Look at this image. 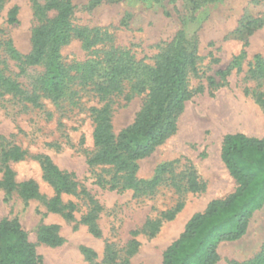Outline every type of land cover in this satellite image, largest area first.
Returning a JSON list of instances; mask_svg holds the SVG:
<instances>
[{
    "label": "rangeland",
    "instance_id": "obj_1",
    "mask_svg": "<svg viewBox=\"0 0 264 264\" xmlns=\"http://www.w3.org/2000/svg\"><path fill=\"white\" fill-rule=\"evenodd\" d=\"M74 0L72 23L78 28L100 30L109 39L90 50L82 41L73 39L61 49V60L74 75L77 63L100 60L111 48L130 52L142 65L154 67L180 32L197 42V73L188 77L192 96L178 118L177 131L148 157L138 161V178L150 179L157 166L175 162L174 173H167L165 182L155 193L134 197L133 191L110 190L100 186L98 176L109 178L110 167L90 168L87 154L95 150L92 108L102 106L92 85L83 84L79 77L69 80L67 94L59 101L41 95V106L23 100L0 85V156L4 149L19 146L28 155L20 161L8 162L16 184L33 180L39 185V195L26 200L19 188L7 194L1 185L4 171L0 170V220L18 218L41 256L40 264H90L85 248L97 253L100 264H163L165 249L184 230L188 220L204 211L214 199L233 193L237 182L221 158L223 139L229 133H244L264 138V108L244 93L250 63L257 54L264 56V25L248 36L244 29L251 20L264 21V1L256 0ZM197 2L195 7L194 2ZM44 3V0H40ZM18 8V21L9 23V11ZM55 11L49 12L54 17ZM258 24V23H257ZM37 21L33 0H0V74L17 82L29 95L45 71V65L27 66L9 52V42L22 54L31 50V36ZM247 57L238 72L235 67L224 80L218 74L226 70L243 49ZM214 78L216 86H211ZM126 82L125 92L130 90ZM202 88L201 91L198 89ZM149 91H134L129 100L124 94L114 97L113 131L119 134L132 124ZM38 154L49 155L60 169L73 172L91 197L103 210L98 224L101 237L91 233L83 218L90 210L85 195L65 194L64 204H76L74 218L67 211L53 212L49 208L55 196L54 187L43 178ZM3 164L0 160V167ZM194 168L206 182L201 193L184 195L185 206L174 220L164 222L159 233L150 238L137 236L139 247L128 257L126 246L131 232L142 230L148 218H155L174 207L178 193L170 184L173 178L186 180L185 172ZM57 224L64 242L49 246L38 240L43 227ZM107 243H113L118 258L111 261ZM217 264H244L257 255L264 256V204L254 212L247 233L239 240L222 242Z\"/></svg>",
    "mask_w": 264,
    "mask_h": 264
},
{
    "label": "trees",
    "instance_id": "obj_2",
    "mask_svg": "<svg viewBox=\"0 0 264 264\" xmlns=\"http://www.w3.org/2000/svg\"><path fill=\"white\" fill-rule=\"evenodd\" d=\"M34 1V16L37 25L31 36V50L22 54L9 42V52L13 58L27 66L45 65V71L38 79L35 88L29 95L21 86L0 74V85L34 106H41V95L61 100L69 89V80L79 77L83 84L92 85L100 101L99 108H92L94 122L93 139L95 150L87 154L90 168L110 167L111 176H98V184L110 190L133 191L134 197L155 193L165 182L167 173H174L175 162L162 163L157 166L155 175L150 179L137 177L138 161L150 156L158 146L163 144L177 131L178 118L192 96L189 89V74L197 73V42H193L180 32L170 45L168 51L160 56L154 67L142 65L130 52L111 48L94 63H77V70L71 74V68L61 60V49L73 39L82 41L84 49L90 50L109 39L107 33L100 30L78 28L72 23L75 8L74 0H40ZM164 0H162L163 2ZM257 2L264 0H256ZM99 0L91 3L94 8ZM197 2H194L197 7ZM55 11L54 17L49 12ZM18 8L9 11V23L18 21ZM258 23V24H257ZM264 25L262 19L248 21L244 29L248 36ZM246 40L243 49L226 70L218 74L226 79L235 67L242 70L240 64L247 57ZM246 81H254L255 86H245L244 93L251 96L264 108V56L257 54L250 63ZM211 86L217 85L210 78ZM126 82L130 90L126 93ZM199 91L202 88L198 89ZM134 91H149L140 111L132 124L117 135L113 131L114 97L124 94L129 100ZM42 93V94H41ZM28 155L19 146L4 149L0 160L4 171L1 185L10 194L19 188L26 200L39 195V185L33 181L16 184L14 172L8 167L10 161L23 160ZM43 171V178L55 189L49 208L53 212L67 211L65 216L74 218L76 204H64L65 194L85 195L90 203V210L83 218L91 233L101 237L98 218L103 206L89 195L87 190L76 179L73 172L60 169L53 159L46 154L35 156ZM221 158L230 174L237 182L233 193L223 199L210 201L204 211L195 213L186 223L179 237L172 242L163 253V264H217L220 260L218 252L222 242H233L241 239L248 231L255 211L264 204V138L251 137L244 133H229L224 136ZM186 180L173 178L171 185L178 193V201L174 207L163 211L155 218H148L142 230L131 232L132 238L127 244L126 255L132 256L139 247L137 236L145 233L155 237L164 222L172 221L184 206V195L188 192L201 193L206 190V182L192 167L185 172ZM38 240L49 246H60L64 239L59 234L57 224L43 227ZM85 256L90 264L96 261L97 253L85 248ZM106 252L111 261L118 258L113 243H107ZM41 256L36 246L29 239L28 232L18 218L0 220V264H40ZM126 264H131L126 261ZM236 264V263H235ZM244 264H264V256L257 255Z\"/></svg>",
    "mask_w": 264,
    "mask_h": 264
},
{
    "label": "bare ground",
    "instance_id": "obj_3",
    "mask_svg": "<svg viewBox=\"0 0 264 264\" xmlns=\"http://www.w3.org/2000/svg\"><path fill=\"white\" fill-rule=\"evenodd\" d=\"M54 264V263H53Z\"/></svg>",
    "mask_w": 264,
    "mask_h": 264
}]
</instances>
